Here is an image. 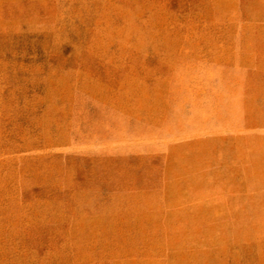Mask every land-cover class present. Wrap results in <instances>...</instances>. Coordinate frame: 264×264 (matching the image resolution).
I'll return each mask as SVG.
<instances>
[{
    "label": "rangeland",
    "instance_id": "374dc122",
    "mask_svg": "<svg viewBox=\"0 0 264 264\" xmlns=\"http://www.w3.org/2000/svg\"><path fill=\"white\" fill-rule=\"evenodd\" d=\"M0 264H264V0H0Z\"/></svg>",
    "mask_w": 264,
    "mask_h": 264
}]
</instances>
